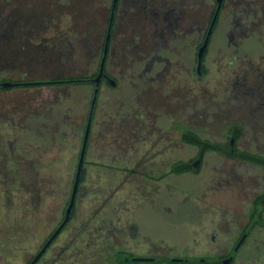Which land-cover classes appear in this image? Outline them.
Instances as JSON below:
<instances>
[{
  "label": "flooded vegetation",
  "instance_id": "1",
  "mask_svg": "<svg viewBox=\"0 0 264 264\" xmlns=\"http://www.w3.org/2000/svg\"><path fill=\"white\" fill-rule=\"evenodd\" d=\"M17 1L0 4V71L45 76L0 91L44 86L52 105L0 107V264H264V0ZM74 43L87 68L69 76ZM61 126L73 179L36 227L52 193L35 154Z\"/></svg>",
  "mask_w": 264,
  "mask_h": 264
},
{
  "label": "rangeland",
  "instance_id": "2",
  "mask_svg": "<svg viewBox=\"0 0 264 264\" xmlns=\"http://www.w3.org/2000/svg\"><path fill=\"white\" fill-rule=\"evenodd\" d=\"M17 0H0V4L3 6H11L13 5ZM21 1V0H20ZM27 2V0H22ZM63 2V0H60ZM18 2V1H17ZM72 13L66 12L65 14H62L61 20L63 22H67L65 26H69L70 21L74 20L71 18ZM74 48V55L72 56V59L64 61V64L66 65L67 69L70 68V66L74 65L72 69H68L65 74L69 76H75L81 72L82 69L87 68V60L84 56L85 49H83V46L81 44H73ZM22 67L19 71L11 70L9 67L7 71L4 72L0 71V75H5L7 78L11 79H22V78H30V79H41L45 75L44 72H37L33 74H28L27 76L23 75ZM27 74V73H26ZM84 86L78 87V86H66L64 87V90L67 95H69V99L65 102L69 108L70 111L68 113V119L71 121H78L80 120L81 112L79 111V104H75V99L77 96L81 95V92L83 93L85 90ZM51 90L47 87H30V88H14L10 90H4L0 91V107H3L5 109L9 110L8 116H11V110L12 108H18L19 115L21 116L24 112V109L26 108L28 104L29 97H33V100L31 102L32 107L36 109L35 111V118L36 120L42 118L43 111L42 108H40L42 105H52L51 101ZM46 105V106H47ZM14 114V112H13ZM55 114V113H54ZM53 114V115H54ZM46 116V114L44 115ZM55 118V117H54ZM51 129L55 128V125L51 123ZM8 128V125H1L0 124V133H4ZM42 131V129H41ZM40 146L41 149H43L42 142L37 143L36 145ZM77 145H78V139L71 135L70 129L66 128L65 126H61L59 128L58 133L54 134V137H52L50 141V148L49 152L44 155L40 156L36 153L35 158L36 160H40V162L44 165H46L47 161L50 160L51 168L49 171H47L46 168H40V170L37 173V179L42 184L43 181H46L49 179L50 187H51V198L48 202V200H45L44 203H42L40 210L36 213L35 218V224L36 227H38V216H41L44 212H46L47 204L49 203L50 213H51V219L55 217L56 212H58V209L62 206V195H58L59 191L62 190L63 186L66 185L67 190L69 189V186L71 184V181L73 179V171L71 170L70 165H72L75 160V154L77 151ZM103 178V175H102ZM40 184V185H41ZM44 208V210H43ZM85 212L87 211L84 209ZM40 222L39 224H41ZM24 229H26V224L23 225ZM42 226L40 225V228Z\"/></svg>",
  "mask_w": 264,
  "mask_h": 264
},
{
  "label": "water",
  "instance_id": "3",
  "mask_svg": "<svg viewBox=\"0 0 264 264\" xmlns=\"http://www.w3.org/2000/svg\"><path fill=\"white\" fill-rule=\"evenodd\" d=\"M220 1V0H219ZM200 55H201V49L199 50V53H198V60L200 61ZM25 84H27V83H25ZM11 85H19V84H12V83H8V82H6V83H2L1 84V86H4V87H6V86H11ZM85 146V139H84V144H83V147ZM81 159H80V161H79V164H78V170H77V172H76V175H75V180H74V191H75V187H76V185H77V182L79 181V179H80V177H81ZM73 191V192H74ZM72 200H73V196H72V198H71V201H70V204H69V206H68V208H67V212H66V218L64 219V221H63V224H64V222L68 219V217H69V213H70V209H71V205H72Z\"/></svg>",
  "mask_w": 264,
  "mask_h": 264
}]
</instances>
